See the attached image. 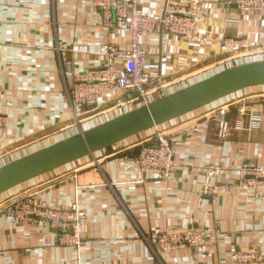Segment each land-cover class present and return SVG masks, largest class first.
Wrapping results in <instances>:
<instances>
[{
	"label": "crops",
	"instance_id": "1",
	"mask_svg": "<svg viewBox=\"0 0 264 264\" xmlns=\"http://www.w3.org/2000/svg\"><path fill=\"white\" fill-rule=\"evenodd\" d=\"M185 0H138L146 16L161 15ZM237 0H202L198 35L188 42L176 35L145 34L142 45L156 78L167 86L152 93L149 104L228 69L264 61V11L244 12ZM244 40L233 50L225 39ZM105 44L130 49L131 34L110 31L94 0H0V168L58 142L147 106L140 100L117 103L102 95L97 109L75 106L69 90L75 71L99 70ZM122 71L121 62H118ZM148 104V105H149ZM246 105L260 127L217 141L208 114L224 105ZM112 105L109 108L106 106ZM103 108V109H102ZM156 129L171 138L176 173L167 181L143 173L140 144ZM244 160L264 167V87L235 93L181 118L133 136L108 149L65 165L0 196V264H236L232 255L259 253L264 264V192L241 191L214 202L203 193L212 183H237ZM220 168L218 177L211 167ZM35 193L53 207L78 202L86 210L80 249L63 247L58 232L40 222L23 224L3 205ZM199 229L208 234L199 249L164 253L156 235Z\"/></svg>",
	"mask_w": 264,
	"mask_h": 264
},
{
	"label": "built area",
	"instance_id": "2",
	"mask_svg": "<svg viewBox=\"0 0 264 264\" xmlns=\"http://www.w3.org/2000/svg\"><path fill=\"white\" fill-rule=\"evenodd\" d=\"M202 0H185L181 5L170 4L164 13L146 16L139 8L138 0H94V5L102 15V25L110 31L125 30L131 34L130 49H122L113 44H105L100 49L106 64L99 70L79 73L74 62L66 59L64 73L73 76V85L69 90L72 103L87 111L97 109L102 95L116 93V104L129 100H140L148 105L152 93L163 91L167 81L156 78L141 38L145 34L176 35L188 42L195 41L198 32V13ZM237 7L244 12L264 11V0H237ZM224 44L233 50L247 48L244 40L225 39ZM260 51H264L263 46ZM121 62L122 71L118 62ZM214 134L219 142H225L240 132L257 131L261 119L254 110L246 105H224L208 114ZM9 127V119L0 116V129ZM137 162L143 173L156 175L163 181L169 180L177 169L174 151L169 134L156 129L149 140L140 144ZM211 175L218 177L220 168L212 166ZM241 178L237 183H212L203 193L214 202L235 192H264V167L250 160H244L238 169ZM35 193L16 198L3 205L1 211L23 224L44 223L58 232V242L63 247L80 249L83 246L81 231L87 221L86 210L78 202H72L69 208L53 207L40 200ZM208 234L199 229L186 231L174 230L156 235L157 249L170 253L181 249H199L207 244ZM236 264H256L262 257L254 251H242L232 255Z\"/></svg>",
	"mask_w": 264,
	"mask_h": 264
},
{
	"label": "water",
	"instance_id": "3",
	"mask_svg": "<svg viewBox=\"0 0 264 264\" xmlns=\"http://www.w3.org/2000/svg\"><path fill=\"white\" fill-rule=\"evenodd\" d=\"M254 87H264V61L223 71L1 167L0 196L65 165Z\"/></svg>",
	"mask_w": 264,
	"mask_h": 264
}]
</instances>
